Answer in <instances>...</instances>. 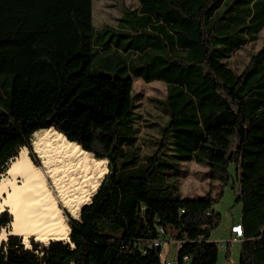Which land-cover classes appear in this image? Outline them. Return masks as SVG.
<instances>
[{"label":"trees","instance_id":"obj_1","mask_svg":"<svg viewBox=\"0 0 264 264\" xmlns=\"http://www.w3.org/2000/svg\"><path fill=\"white\" fill-rule=\"evenodd\" d=\"M137 2L99 32L94 0H0V176L52 128L108 162L69 242L25 248L10 236L0 264H164L167 240L179 244L176 264H217L223 190L178 194L170 181L190 162L212 182H239L240 264H264V39L241 71L231 61L261 38L264 0ZM110 32L127 43L106 55L95 41ZM96 58L127 75L93 74ZM135 80L166 85L165 100H152L167 117L156 143ZM11 221L1 215L0 230Z\"/></svg>","mask_w":264,"mask_h":264},{"label":"bare ground","instance_id":"obj_2","mask_svg":"<svg viewBox=\"0 0 264 264\" xmlns=\"http://www.w3.org/2000/svg\"><path fill=\"white\" fill-rule=\"evenodd\" d=\"M35 137L33 149L42 165L22 148L0 176V214L12 215L9 228L0 230V247L10 235L44 244L69 240L64 211L78 217L106 173V160L90 159L62 133L45 129Z\"/></svg>","mask_w":264,"mask_h":264},{"label":"rangeland","instance_id":"obj_3","mask_svg":"<svg viewBox=\"0 0 264 264\" xmlns=\"http://www.w3.org/2000/svg\"><path fill=\"white\" fill-rule=\"evenodd\" d=\"M138 8L139 3L137 2V0H94L95 27L99 32H101L106 25L117 28L119 19L122 17L126 9L137 10ZM113 35L114 33L110 32L103 38L96 39L95 45L100 53L102 50H104V54L112 55L113 53H115V50H117V48H125L127 40H121L117 42ZM263 39L264 31L261 33V38L257 42L248 46L245 49L239 50V52L233 56V58L231 59L232 65H234L238 71H241L244 68L246 62L249 59V54L256 52L260 48ZM123 67L124 66L122 64H119L117 62H114L113 64L107 66L102 64L99 58H96L91 66V71L95 75L126 76L127 69H123ZM134 89L135 93H138L140 95L139 100L137 102L139 114H141L145 120H150L151 123H154V125L149 129V134L152 136L150 142L156 143L160 139V135L158 134L160 126H163L166 123L167 117L163 114L162 107L152 102V100H165L167 94L166 85L162 82L146 83L142 80H135ZM53 130L56 131L55 129ZM34 139H36L35 135L32 138L31 150H29L27 147H23V149L29 151L31 158H33L35 164L40 167L42 165V159L37 153L34 152ZM148 151H150V149L146 150L145 152ZM90 155V159L92 158L94 160H98L94 158L91 153ZM104 168L106 169L107 173V161H105V166H103V169ZM232 173L234 174V170ZM170 182L177 187L178 194H180L182 197L187 198H199L208 193L210 190H213L214 193L219 192L221 189L223 190V195L215 203L214 207L215 211L221 215V221L219 226L214 229L211 233V240L217 242L219 245V257L217 264H240L241 241H231L229 244V250L228 248L222 249L219 243L222 240H229L222 238L227 233L230 224L237 222L241 218V204L236 202V196L239 193L240 189L239 182L236 180L234 182L233 178H230L225 184H222L220 181L212 182L207 166L197 165L194 162L182 165L181 176L178 178H172ZM95 193H93V195ZM90 202L91 201H88V204ZM3 214H8L12 218V215L7 211L0 214V216ZM64 216L69 228V222L71 219L80 218V215L78 217H73L67 210L64 211ZM10 236L18 237V239L21 240L25 248H32L34 244H38L40 245V248H44L51 242L50 241L49 243L44 244L40 241H37L35 237H30L25 240L23 236ZM9 237L4 243L8 242ZM69 241L70 240H64V242ZM176 257L177 248L175 242L167 240L162 247L161 258L163 263L176 264Z\"/></svg>","mask_w":264,"mask_h":264},{"label":"built area","instance_id":"obj_4","mask_svg":"<svg viewBox=\"0 0 264 264\" xmlns=\"http://www.w3.org/2000/svg\"><path fill=\"white\" fill-rule=\"evenodd\" d=\"M232 234L234 235V237L232 238L231 241H241L242 237H243V228L240 224H235L232 229H231ZM161 244L159 241L156 242V245ZM179 247V246H178ZM220 247L222 249H226L228 247V242H221L220 243ZM172 264V263H169Z\"/></svg>","mask_w":264,"mask_h":264},{"label":"crops","instance_id":"obj_5","mask_svg":"<svg viewBox=\"0 0 264 264\" xmlns=\"http://www.w3.org/2000/svg\"><path fill=\"white\" fill-rule=\"evenodd\" d=\"M236 223H238V222H234V223H232V224H230V226L228 227V231H227V233L225 234V236L222 238V239H229V240H222V241H220L219 243H221V242H228L229 244H230V242H231V240H232V238L234 237V235L232 234V232H231V229H232V227L236 224ZM212 239V238H211ZM175 242V241H174ZM175 245H176V248H177V251H178V246H179V244L177 243V242H175ZM228 250H229V247H228Z\"/></svg>","mask_w":264,"mask_h":264},{"label":"water","instance_id":"obj_6","mask_svg":"<svg viewBox=\"0 0 264 264\" xmlns=\"http://www.w3.org/2000/svg\"><path fill=\"white\" fill-rule=\"evenodd\" d=\"M54 129V128H53ZM66 137V136H65ZM66 139L68 140V138L66 137ZM69 141V140H68ZM104 179V178H103ZM102 183V182H101ZM101 185V184H100ZM94 196V195H93ZM92 201V200H91ZM80 215H81V212H80ZM70 232H71V229H70ZM70 240V238H69ZM2 246V245H1ZM1 248V247H0Z\"/></svg>","mask_w":264,"mask_h":264}]
</instances>
